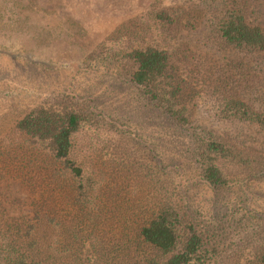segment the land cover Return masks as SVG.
Returning a JSON list of instances; mask_svg holds the SVG:
<instances>
[{
  "label": "trees",
  "instance_id": "16d2710c",
  "mask_svg": "<svg viewBox=\"0 0 264 264\" xmlns=\"http://www.w3.org/2000/svg\"><path fill=\"white\" fill-rule=\"evenodd\" d=\"M216 1L213 19L200 23L209 28L212 52L175 49L188 27L196 31L186 18L207 23L204 13L185 5L152 8L117 27L81 67L117 69L116 78L132 83L187 134V154L202 180L226 192L264 178V154L193 123L186 114L195 97L188 78L207 76L218 123L264 135V111L217 66L227 53H264V27L247 18L251 0ZM17 9L0 4V30ZM9 26L20 31L18 21ZM74 97L48 99L0 140V264H264L263 215L204 218L178 183V166L171 171L158 148Z\"/></svg>",
  "mask_w": 264,
  "mask_h": 264
},
{
  "label": "rangeland",
  "instance_id": "374dc122",
  "mask_svg": "<svg viewBox=\"0 0 264 264\" xmlns=\"http://www.w3.org/2000/svg\"><path fill=\"white\" fill-rule=\"evenodd\" d=\"M217 3L216 0H2L3 7L16 5L18 14L8 12L6 26L0 30V140L48 99L50 103L60 96L72 95L79 102L88 100L96 113L113 120L120 130L132 131L158 148L171 171L178 166L180 170L174 172L176 179L184 185L190 205L204 218L220 221L248 212L264 216V178L243 186L245 192L241 191L243 187L216 191L202 180L197 165H192L195 160L187 154L190 144L187 134L171 125L161 109L132 83L116 78L117 69L103 65L92 70L81 67L92 52H102L99 46L117 27L152 8L185 5L194 10V15L204 13L202 19L206 16L207 23L193 14L194 18H186V23L197 24L196 31L188 27L175 49L212 52L205 38L209 28H201L200 23L209 24L214 17L209 10ZM247 18L264 27V0L249 2ZM13 21L19 22L20 31L9 26ZM216 58L219 60L218 55ZM220 59L217 66L228 69L227 74L240 80L243 98L255 110L264 111V53L249 56L227 53ZM231 62L236 63L237 69ZM210 70L215 71V66ZM206 80L207 76L201 74L188 78L195 97L187 102L186 114L193 123L214 126L264 154V135L258 128L217 122L216 102L207 91ZM261 243L264 245V237Z\"/></svg>",
  "mask_w": 264,
  "mask_h": 264
}]
</instances>
